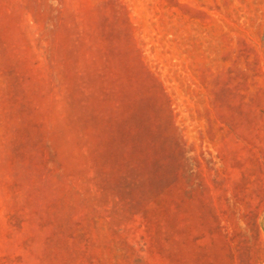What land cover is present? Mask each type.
<instances>
[{"label":"rangeland","instance_id":"374dc122","mask_svg":"<svg viewBox=\"0 0 264 264\" xmlns=\"http://www.w3.org/2000/svg\"><path fill=\"white\" fill-rule=\"evenodd\" d=\"M0 264H264V0H0Z\"/></svg>","mask_w":264,"mask_h":264}]
</instances>
